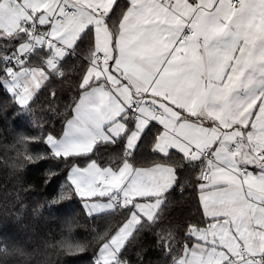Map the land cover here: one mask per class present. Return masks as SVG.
<instances>
[{
	"label": "snow or ice",
	"instance_id": "snow-or-ice-1",
	"mask_svg": "<svg viewBox=\"0 0 264 264\" xmlns=\"http://www.w3.org/2000/svg\"><path fill=\"white\" fill-rule=\"evenodd\" d=\"M73 59L62 133L35 124L18 143L29 163L68 166L50 204L116 218L89 264H130L150 233L171 264H264V0H0V111L27 116L47 91L56 112L51 84ZM188 186L196 213L173 223Z\"/></svg>",
	"mask_w": 264,
	"mask_h": 264
},
{
	"label": "trees",
	"instance_id": "trees-1",
	"mask_svg": "<svg viewBox=\"0 0 264 264\" xmlns=\"http://www.w3.org/2000/svg\"><path fill=\"white\" fill-rule=\"evenodd\" d=\"M82 60L73 59L65 65L66 79H56L51 89L58 93L53 107L49 110L51 99L47 91L35 101L27 116L15 115L18 110L12 104L7 112L0 111V245H7L9 251H0V260L4 264H89L98 245L94 238L116 223V218L100 215L95 218L87 215V209L78 197L52 205L53 200L66 183L69 171L67 165L57 161L27 162L22 155L20 136L37 135L35 124L43 126L44 131L61 134L66 118H70L67 105L77 94ZM8 97L0 88V101ZM33 152H47L43 145H29ZM146 154V150H142ZM107 153L105 156L107 157ZM59 169V176H52L48 182L45 175L49 169ZM196 192L191 186L183 193L174 194L178 206L169 214L173 223L184 209L196 213ZM70 239L88 245V251L82 256L66 254L60 242ZM22 249L20 255L15 249ZM127 258L130 264H171L156 246L154 233L145 234L141 240L129 249Z\"/></svg>",
	"mask_w": 264,
	"mask_h": 264
}]
</instances>
